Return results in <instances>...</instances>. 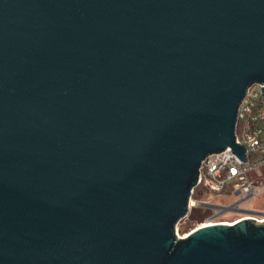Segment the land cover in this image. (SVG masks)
<instances>
[{
	"label": "water",
	"instance_id": "95a60500",
	"mask_svg": "<svg viewBox=\"0 0 264 264\" xmlns=\"http://www.w3.org/2000/svg\"><path fill=\"white\" fill-rule=\"evenodd\" d=\"M254 83L264 0H0V264H264V220L176 228Z\"/></svg>",
	"mask_w": 264,
	"mask_h": 264
},
{
	"label": "built area",
	"instance_id": "2783aa9c",
	"mask_svg": "<svg viewBox=\"0 0 264 264\" xmlns=\"http://www.w3.org/2000/svg\"><path fill=\"white\" fill-rule=\"evenodd\" d=\"M262 87L263 85L259 83L250 85L237 109L236 129L240 124L241 131L240 135L236 132L235 139L237 143L244 146L246 159L241 160L227 146L224 150L213 152L207 156L199 166L197 186L202 185L211 193L223 192L227 194L232 191L239 197V200L229 205L236 210L239 209V203L243 200L253 198L263 190V182L260 178L255 179L256 184H253L250 178L251 172L264 165V96L261 93ZM192 205H198V202L191 200L189 206ZM258 211H260L258 214L245 213L232 221L225 222L224 220H215L216 217L224 213L223 208L218 207L215 215L209 218L211 220L209 224H230L245 217L253 218L257 222L264 220V210ZM187 233L181 236L178 234V236L185 237Z\"/></svg>",
	"mask_w": 264,
	"mask_h": 264
},
{
	"label": "rangeland",
	"instance_id": "374dc122",
	"mask_svg": "<svg viewBox=\"0 0 264 264\" xmlns=\"http://www.w3.org/2000/svg\"><path fill=\"white\" fill-rule=\"evenodd\" d=\"M240 131H241V127L239 124L236 129L238 135H240ZM250 178L253 184H256L255 179L260 178L263 182L262 185L263 190L253 198L243 200V202L239 203L238 208L239 210H243V211L264 210V165L257 168V170L251 172ZM197 189L200 190L199 195L197 196L198 199L192 195L190 197V199L194 202L207 201L212 205L216 204V205L228 206L229 204L239 200V197L234 195L232 191L231 193H227V194L223 192L211 193L207 189H205L202 185H199ZM223 212H222L223 214L221 216L216 217L215 220H224L225 222H229L247 213V212L236 211V209L229 211L223 210ZM215 213H216L215 207L211 208V207H204L201 205L189 206V210L187 212L186 217L181 219L176 226L178 234L180 236L185 234L187 230L183 233L181 232V230L184 229L183 227L186 225H188V228L192 230L194 228H197V226L201 225L202 223L210 222L211 220L209 218L215 215Z\"/></svg>",
	"mask_w": 264,
	"mask_h": 264
},
{
	"label": "trees",
	"instance_id": "16d2710c",
	"mask_svg": "<svg viewBox=\"0 0 264 264\" xmlns=\"http://www.w3.org/2000/svg\"><path fill=\"white\" fill-rule=\"evenodd\" d=\"M197 187H198V186H197ZM197 187H195V188L193 189V192H192V194H191L192 196H195V198H197V196L199 195V192H200V190H198ZM197 199H198V198H197ZM233 220H234V219H233ZM183 228H184V229L181 230L182 233L185 232L186 230H187L188 232L191 230V229L188 228V225L184 226ZM187 231H186V232H187ZM186 232H185V233H186Z\"/></svg>",
	"mask_w": 264,
	"mask_h": 264
},
{
	"label": "bare ground",
	"instance_id": "6f19581e",
	"mask_svg": "<svg viewBox=\"0 0 264 264\" xmlns=\"http://www.w3.org/2000/svg\"><path fill=\"white\" fill-rule=\"evenodd\" d=\"M209 224V222H206V223H204L203 225H208ZM200 226V225H199Z\"/></svg>",
	"mask_w": 264,
	"mask_h": 264
}]
</instances>
